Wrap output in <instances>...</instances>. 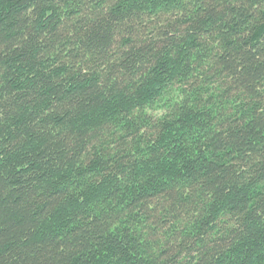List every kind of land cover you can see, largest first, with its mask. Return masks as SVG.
<instances>
[{
  "label": "trees",
  "instance_id": "16d2710c",
  "mask_svg": "<svg viewBox=\"0 0 264 264\" xmlns=\"http://www.w3.org/2000/svg\"><path fill=\"white\" fill-rule=\"evenodd\" d=\"M0 264H264V0H0Z\"/></svg>",
  "mask_w": 264,
  "mask_h": 264
}]
</instances>
